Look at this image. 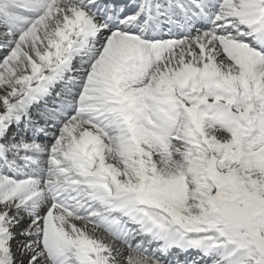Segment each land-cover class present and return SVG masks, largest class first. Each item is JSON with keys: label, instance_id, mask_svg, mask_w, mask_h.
Wrapping results in <instances>:
<instances>
[{"label": "snow or ice", "instance_id": "obj_1", "mask_svg": "<svg viewBox=\"0 0 264 264\" xmlns=\"http://www.w3.org/2000/svg\"><path fill=\"white\" fill-rule=\"evenodd\" d=\"M136 7L0 0V264H264V0Z\"/></svg>", "mask_w": 264, "mask_h": 264}, {"label": "bare ground", "instance_id": "obj_2", "mask_svg": "<svg viewBox=\"0 0 264 264\" xmlns=\"http://www.w3.org/2000/svg\"><path fill=\"white\" fill-rule=\"evenodd\" d=\"M126 0H116L115 2L118 4V5H123L124 4V2H125ZM132 11V10H131ZM127 12V11H126ZM130 12V11H129ZM125 14H127V13H125ZM129 15H131V14H129ZM1 31L2 30H0V33H1ZM105 35H107V34H105ZM1 38H3L2 36H0V42H1ZM164 39H172V38H182V34L181 33H179V32H176V33H173L172 35H164V37H163ZM3 54H9L6 50H1L0 51V62H2V59L4 58L3 57ZM220 59H224V57L223 56H221L220 57ZM79 63V62H78ZM1 91H3L2 89H0ZM49 103H51V101H49ZM42 108H43V104H41L40 105ZM39 110V109H38ZM38 110H35V112L34 113H36ZM41 123H43V121H41ZM8 137H10V133L8 134ZM32 138H33V135L31 134V132H28L27 133V139H28V141H31L32 140ZM37 138H40V139H43V135L41 134V135H38L37 137H36V139ZM53 141L51 140V142L49 143V144H51ZM47 211V207H45L44 209H43V212H46ZM43 212H42V214H43ZM28 219H25L20 225L21 226H23V227H25V225H27L28 226ZM78 221L79 220H77V221H73L74 223H78ZM86 222V229H87V231H88V234L90 235V236H93L94 238H97V239H102L103 240V242L104 243H106V244H109V245H111V246H113V248H114V250H120L121 251V254L122 255H125V256H127V257H129V256H131V257H133V258H135L134 256H135V254L137 253V252H135V251H133L131 248H129L128 247V245L127 244H125L122 240H118V239H116L115 237H113L112 235H110L106 230H104L103 228H98V229H93V226H92V224L91 223H89V222H87V221H85ZM89 224L91 225V227L89 226ZM101 230H103V232L104 233H99ZM86 231V230H85ZM22 239H24L23 237H18L17 238V240H13L12 242H11V247H12V251H13V253H14V258H15V260H16V264H27V262H28V260L30 259V254H28V253H25L24 255H22V258H21V260H17V256H18V253H21V251H19L20 250V247H19V245H16L15 243L16 242H18V243H20L21 242V240ZM114 239V240H113ZM146 239V238H145ZM116 240H118V241H116ZM123 243V244H122ZM133 246H134V244H132ZM155 247H157V245H155ZM18 250V253H16V251ZM197 252H195V251H191V252H188L187 254H181L180 256H181V262H180V264H193L192 262V259H193V256L196 254ZM122 255H117V261H118V264H128V261H127V257H124V256H122ZM138 255H139V253H138ZM144 255L145 256H150V255H152V253L151 252H146V253H144ZM202 260H201V262L199 261V264H213V261L211 260V259H209V258H207V257H204V258H201ZM194 260V259H193ZM195 261V260H194ZM208 261V262H207ZM162 264H174V262H172L171 261V259H167V260H162Z\"/></svg>", "mask_w": 264, "mask_h": 264}, {"label": "rangeland", "instance_id": "obj_3", "mask_svg": "<svg viewBox=\"0 0 264 264\" xmlns=\"http://www.w3.org/2000/svg\"><path fill=\"white\" fill-rule=\"evenodd\" d=\"M1 33H3V31H1ZM2 39V42H3V38H1ZM4 56H7V54H3V57ZM3 93V91H1L0 90V94H2ZM29 142H31V141H29ZM45 144V143H44ZM8 159L9 160H11L12 159V157H8ZM28 222V224H29V220L27 221ZM76 225H81V227L82 228H84L85 230H86V232L88 233V231H87V229H86V222L85 221H81V220H79L78 221V223H75ZM89 226L91 227V225L89 224ZM27 227V225H25V227H23V226H21V225H19L17 228H15V229H13V231H14V233H15V235H16V237L18 238V237H21L20 236V232L24 229V228H26ZM100 234L101 233H104L103 232V230H101L100 232H99ZM17 240V239H16ZM114 240V239H113ZM116 241H118V240H116ZM16 245H19L20 243H18V242H16L15 243ZM123 244V243H122ZM134 245L136 244V243H133ZM20 251V250H19ZM118 252H119V254L120 255H122L121 254V251L118 249ZM16 253H18V250L16 251ZM138 255V253H136L135 254V256L134 257H136ZM122 256H124V257H127V256H125V255H122ZM21 258H22V254L21 253H18V256H17V260L19 261V260H21ZM127 261H128V257H127ZM172 261V260H171ZM27 264H28V262H27Z\"/></svg>", "mask_w": 264, "mask_h": 264}]
</instances>
